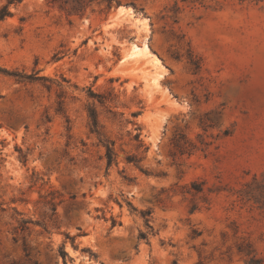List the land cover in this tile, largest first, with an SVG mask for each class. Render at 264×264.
Returning a JSON list of instances; mask_svg holds the SVG:
<instances>
[{"label": "rangeland", "instance_id": "obj_1", "mask_svg": "<svg viewBox=\"0 0 264 264\" xmlns=\"http://www.w3.org/2000/svg\"><path fill=\"white\" fill-rule=\"evenodd\" d=\"M88 2L0 0V264H264V0Z\"/></svg>", "mask_w": 264, "mask_h": 264}, {"label": "trees", "instance_id": "obj_2", "mask_svg": "<svg viewBox=\"0 0 264 264\" xmlns=\"http://www.w3.org/2000/svg\"><path fill=\"white\" fill-rule=\"evenodd\" d=\"M56 1H60L62 3V8L64 9H69L71 13H74L76 15L79 16H83L86 9L88 8L89 2L88 0H54V2ZM12 4V1L9 2V5ZM9 5L4 6L1 10H0V19H4L8 16H10V12H9ZM90 118L92 121V131L97 133L99 130V124H98V119H97V115L94 111H91L90 113ZM107 167L110 168L114 163H115V152L113 149V144H110L107 146ZM130 162H132V159H130ZM48 205L51 206L52 211H55V203H47ZM134 211H137L134 207H132ZM151 212L147 211V212H141L142 217L145 220V225L148 229H150L151 231L153 230V227L151 226ZM30 222L23 220L20 227L16 229L15 234H19V232L25 233L26 231H28V224ZM115 224V221H114ZM47 229V227H46ZM140 239L142 240H146L147 239V234L146 233H141L140 234ZM14 240L17 242L18 241V237L16 236L14 238ZM24 240V237H23ZM24 250L26 252V256L29 257L30 256V248L27 247V245L24 246ZM63 258L65 260V264L66 263V253L62 252ZM250 264H256L255 260H251Z\"/></svg>", "mask_w": 264, "mask_h": 264}, {"label": "bare ground", "instance_id": "obj_3", "mask_svg": "<svg viewBox=\"0 0 264 264\" xmlns=\"http://www.w3.org/2000/svg\"><path fill=\"white\" fill-rule=\"evenodd\" d=\"M145 49H147V46H145ZM142 50H143L142 48H140L139 46L135 45L133 47V52L130 55V57H138V56H140L142 54ZM159 76H160V74H159ZM159 76H157L156 74H153L149 81L152 82L153 85L158 86L159 83H160Z\"/></svg>", "mask_w": 264, "mask_h": 264}]
</instances>
